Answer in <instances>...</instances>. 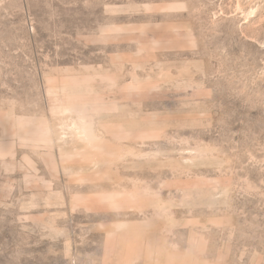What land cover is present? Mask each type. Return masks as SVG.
Here are the masks:
<instances>
[{
  "label": "rangeland",
  "instance_id": "obj_1",
  "mask_svg": "<svg viewBox=\"0 0 264 264\" xmlns=\"http://www.w3.org/2000/svg\"><path fill=\"white\" fill-rule=\"evenodd\" d=\"M0 264H264V0H0Z\"/></svg>",
  "mask_w": 264,
  "mask_h": 264
}]
</instances>
